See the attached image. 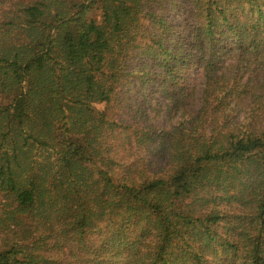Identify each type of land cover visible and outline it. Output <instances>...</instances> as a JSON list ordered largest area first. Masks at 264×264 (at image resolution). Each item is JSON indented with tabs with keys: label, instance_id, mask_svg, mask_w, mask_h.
I'll list each match as a JSON object with an SVG mask.
<instances>
[{
	"label": "trees",
	"instance_id": "16d2710c",
	"mask_svg": "<svg viewBox=\"0 0 264 264\" xmlns=\"http://www.w3.org/2000/svg\"><path fill=\"white\" fill-rule=\"evenodd\" d=\"M186 1L0 0V264H264V0Z\"/></svg>",
	"mask_w": 264,
	"mask_h": 264
},
{
	"label": "rangeland",
	"instance_id": "374dc122",
	"mask_svg": "<svg viewBox=\"0 0 264 264\" xmlns=\"http://www.w3.org/2000/svg\"><path fill=\"white\" fill-rule=\"evenodd\" d=\"M188 6V2L186 0H178L177 5L175 7V12L172 13L173 17L176 19L178 17V10L180 9H186ZM91 18L96 21V23H101V12L94 10L91 13ZM141 63L139 61L134 60L133 62V67L136 69L137 67H140ZM146 71H149L145 69ZM200 73L199 71L195 70L191 74L188 75V79L191 81V84L194 83L193 85H199L202 83V79L199 76ZM141 85L139 84L138 81H135L133 87L131 88L130 95H128V101L129 105L132 107V111H129V115L133 117L135 112L138 114L141 111H143L144 118L143 122L148 123V124H157V125H162L165 127H169L170 124L173 123V121L169 120L166 118L165 113L163 114V107L165 105V100L162 98L161 95L155 92L156 90V83H152L151 87L152 90L148 91L146 93V97L142 96L140 93ZM198 99H200V96H197ZM199 106V104H198ZM197 106V107H198ZM100 109H102L101 106H99ZM134 110V111H133Z\"/></svg>",
	"mask_w": 264,
	"mask_h": 264
}]
</instances>
